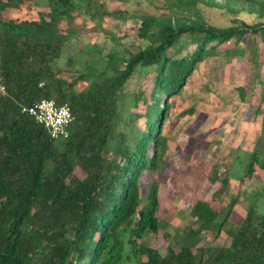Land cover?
I'll return each instance as SVG.
<instances>
[{
	"label": "trees",
	"instance_id": "trees-1",
	"mask_svg": "<svg viewBox=\"0 0 264 264\" xmlns=\"http://www.w3.org/2000/svg\"><path fill=\"white\" fill-rule=\"evenodd\" d=\"M23 1L0 0V83L6 89L0 97V264H264V202L261 211L250 204L239 226L224 229L235 198L221 220L209 203L197 201L190 226L174 241L177 250L169 245L162 256L143 241L164 226L155 177L165 166L161 129L170 101L222 44L254 36L264 41V0H248L254 23L234 19L223 28L196 14L110 13L102 3L81 0L90 19L138 18L137 50L123 48L121 56L80 47L74 30L59 28V18L77 10L73 0H47L37 19L3 18ZM174 1L185 11L199 4L220 7L212 0ZM137 67L153 68V77L133 98L135 106L143 103L142 112L129 115L124 88ZM40 99L68 106V139L52 140L21 111ZM254 180L264 185L261 138L241 190ZM205 232L214 236L200 244ZM222 234L228 244L212 245Z\"/></svg>",
	"mask_w": 264,
	"mask_h": 264
},
{
	"label": "rangeland",
	"instance_id": "rangeland-1",
	"mask_svg": "<svg viewBox=\"0 0 264 264\" xmlns=\"http://www.w3.org/2000/svg\"><path fill=\"white\" fill-rule=\"evenodd\" d=\"M73 1L77 10L59 18V28L74 30L76 44L92 51L98 46L104 55L114 52L121 56L123 48L132 52L137 50L138 18L90 19L84 13L82 1ZM95 1L102 3L110 13L127 11L131 15L149 13L158 16L169 12L190 17L196 14L207 24L219 28L232 25L234 19L248 24L256 21V15L248 13V0H212L220 7L199 4L189 11L182 10L174 0ZM47 9V0H24L18 10H7L1 15L6 19L32 20ZM185 47L187 51L193 49L190 43ZM64 66L65 60L62 59L59 67ZM152 77L153 68L137 67L126 83L123 105L129 115L142 112L143 103L139 101L135 106L133 98L140 91L148 90ZM81 88L80 83L78 89ZM137 124L143 128V120ZM127 129L129 133L130 127ZM161 134L167 140L165 166L155 178L160 182L157 217L164 226L156 235L144 236L143 241L162 256L169 245L177 250L174 241L190 226V211L197 201L209 203L220 213L221 220L228 203L235 198L224 229L239 226L250 204L261 211L263 183L254 180L241 190L240 178L256 140L264 139V41L258 36L244 38L239 44L229 41L219 46L213 56L199 63L180 93L170 101ZM214 175L216 179L213 181ZM224 179L228 183L223 187L221 182ZM150 180L146 174L145 181ZM213 236L214 233L205 232L200 244L208 243ZM227 244L228 239L222 234L212 245Z\"/></svg>",
	"mask_w": 264,
	"mask_h": 264
},
{
	"label": "built area",
	"instance_id": "built-area-1",
	"mask_svg": "<svg viewBox=\"0 0 264 264\" xmlns=\"http://www.w3.org/2000/svg\"><path fill=\"white\" fill-rule=\"evenodd\" d=\"M5 94L6 89L0 83V97ZM21 111L43 126L52 140L68 139L73 116L67 105L58 106L52 99H40L30 106L22 107Z\"/></svg>",
	"mask_w": 264,
	"mask_h": 264
}]
</instances>
